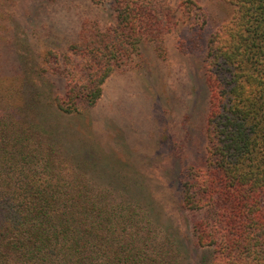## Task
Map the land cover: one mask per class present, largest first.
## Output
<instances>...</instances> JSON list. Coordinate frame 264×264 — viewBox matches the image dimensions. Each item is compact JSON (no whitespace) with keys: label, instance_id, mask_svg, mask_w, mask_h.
<instances>
[{"label":"trees","instance_id":"1","mask_svg":"<svg viewBox=\"0 0 264 264\" xmlns=\"http://www.w3.org/2000/svg\"><path fill=\"white\" fill-rule=\"evenodd\" d=\"M222 1L231 14L202 49V164L175 176L187 240L145 179H129L69 125L142 44L172 30L177 9L168 0H45L74 11L67 38L37 7L21 13L22 0H0V264H191L190 247L211 254L201 264H264V0ZM194 8L185 18L202 27ZM37 71L62 78L63 96L51 98Z\"/></svg>","mask_w":264,"mask_h":264},{"label":"rangeland","instance_id":"2","mask_svg":"<svg viewBox=\"0 0 264 264\" xmlns=\"http://www.w3.org/2000/svg\"><path fill=\"white\" fill-rule=\"evenodd\" d=\"M44 2L22 0L18 12H32L37 7L45 14L42 20L56 23L62 28L59 34L68 38L75 28L74 11L64 6L43 8ZM168 3L177 9L179 22L175 21L172 30L155 42L142 44L132 66L112 74L104 83L102 97L95 108L72 116L69 125L84 139L97 142L109 153V159L112 157V163L125 170L129 179L135 176L145 179L151 186L147 192L152 193L156 208H164L165 221L173 222L189 240L179 205L176 170L187 162L194 166L202 164L208 113L202 49L214 30L228 20L231 8L222 0H168ZM192 6L205 13L206 22L202 27L190 26L185 18ZM110 10L105 6L102 14L106 19L109 13V27L113 22ZM21 17L18 15V19L29 23L26 16ZM32 76L40 85L50 87L51 98L63 96L62 78L53 74L42 76L39 71ZM34 122V128L38 129L40 124ZM136 169L138 174H134ZM190 250L191 264H201L203 257L211 262L212 256L207 250L191 247Z\"/></svg>","mask_w":264,"mask_h":264}]
</instances>
